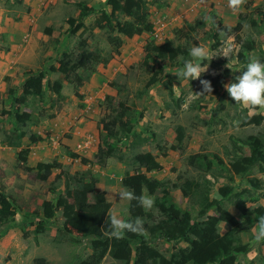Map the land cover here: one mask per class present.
<instances>
[{
    "label": "rangeland",
    "instance_id": "obj_1",
    "mask_svg": "<svg viewBox=\"0 0 264 264\" xmlns=\"http://www.w3.org/2000/svg\"><path fill=\"white\" fill-rule=\"evenodd\" d=\"M105 1L0 0V192L5 193L17 208L13 222L0 224V264H38L41 259L44 264H77L89 256V240L74 231L71 234L62 231L63 219L59 213L53 223H40L42 219L36 212L44 200H54L49 192L52 186L58 194H63L66 178L72 181L75 172L89 171L96 175L95 190L103 191L111 202L109 216L114 212L124 219L128 201L120 199L118 193L127 190L121 185V178L125 172L133 173L131 157L134 154L149 151L155 155L162 168L147 172L150 178L175 183L178 175L185 174L198 179L197 172L185 164L188 155L215 153L227 162L224 148L230 146V136L241 140L263 130V124L257 126L253 122L259 116L264 118V109L253 111L236 104L224 87L236 82L235 77L246 66L237 59L241 52L239 46L229 59L217 56L210 62H201L205 66L208 63V69L200 79L209 81L213 90L211 94L199 97L194 93L202 91L200 79L190 82L179 79L174 73L183 67L175 64L170 67L166 61L158 84L143 93L150 71L141 62L145 45H160L164 40H171L174 46L189 51L193 45L205 46L214 55H219L233 37H225L222 33L209 37L211 30L218 28V23L228 28L241 24L240 39L247 38L254 45V50L243 56L248 61L252 57L264 59V0H247L239 14L228 7V0H148L152 31L129 39L122 36L118 54L107 41L108 33L95 27L97 14L85 18V29L74 34L70 32L73 26L67 21L77 18L78 3L99 6ZM101 8L109 11L108 6ZM117 19L120 22L128 20L129 13L123 10ZM190 26L194 31L190 32L188 40L183 33ZM180 28L183 33L176 38L175 31ZM214 36L217 38L213 39ZM83 50L96 53L98 63L91 60L75 67L74 59ZM61 66L68 71L61 73ZM40 71L45 74L44 99L26 92V105L14 106L9 88L14 89V96H20L27 73L35 75ZM70 73L74 74L65 80L66 74ZM119 101L137 113L142 112L135 132L139 138L145 134L150 141L139 144V138L122 140V159L108 160L103 168L88 161L82 163L80 157L91 160L96 150L95 147L84 151L82 145L90 139L97 144L100 142L104 135L100 121L107 119L108 114L113 115L112 110L117 109ZM14 109L19 114L29 113V120L18 123L12 115L5 114ZM177 126L184 129L179 149L161 156L156 145L164 144L168 148L175 144ZM23 149H28L27 166L35 168L36 164L42 163L52 167L47 181L38 180L35 169L25 171L21 168L17 152ZM243 150L247 154V150ZM247 177L264 180V174L257 167H253ZM207 178L214 182L213 192L226 184L222 178L214 179L211 175ZM181 179L184 178L181 176ZM234 184L242 190L245 178L236 177ZM143 195L148 196L146 191ZM170 196V204L157 202L152 210L146 211L155 217L156 209L160 213L164 210L176 213L180 208L196 216V198L184 199L178 189H170ZM160 197V191L151 196L153 199ZM233 200L224 201V206L239 222H244L234 209ZM258 204L264 207V199ZM213 213V208L208 211L210 215ZM227 228L222 224L219 230L224 232ZM97 232L103 234L100 226ZM255 232V227L240 232V239L250 244V250L245 257L239 256V261L253 260L254 264H263L264 244L254 241ZM74 236L78 242H73ZM189 243L184 240L180 245ZM156 247L167 257L172 244L159 241ZM99 264L122 263L104 256Z\"/></svg>",
    "mask_w": 264,
    "mask_h": 264
},
{
    "label": "trees",
    "instance_id": "obj_2",
    "mask_svg": "<svg viewBox=\"0 0 264 264\" xmlns=\"http://www.w3.org/2000/svg\"><path fill=\"white\" fill-rule=\"evenodd\" d=\"M147 1L106 0L103 5L99 6L78 3L80 8L76 4L79 8L77 18L67 20L73 26L70 32L74 34L79 30H84V19L92 14H97L95 27L108 33L107 41L115 47L114 52L118 54L122 45V36L129 39L152 31V23L148 20ZM101 6H108L109 11H105ZM123 10L129 13L130 19L120 22L117 15ZM212 18L214 17L212 16ZM240 27L239 23L233 28L218 23V28L211 30L209 37L221 33L225 37L232 36L242 52V54L241 52L237 54V59L240 64L247 65L249 61L243 56V53L253 51L254 45L247 38L240 39L238 34ZM182 29L175 31L176 38L181 37ZM193 31L192 26L186 28L183 37L189 40V34ZM48 32L47 29L46 33ZM216 38L217 36H214L213 39ZM143 51L144 56L141 64L150 71V77L144 85L143 93L162 78L164 61L169 62L170 67L174 64L183 67L184 61L190 59L188 49L174 46L170 40H165L161 45L147 44ZM97 58L96 53L83 50L75 57L74 65L81 67L83 63L91 60L98 63ZM260 61H264V59L260 58ZM59 71L66 73L68 70L61 66ZM73 74H66L65 80ZM44 77L43 71L35 75L28 72L22 85L23 93L17 97L14 96V89L9 88L8 93L14 106L16 104L26 105V92L43 100L45 96ZM76 79L79 81L78 76ZM112 111L113 115L108 114L107 119L103 118L100 121L104 135L100 138L91 160L80 157L82 163L88 161L103 168L109 159H122V140L139 138L135 132V126L138 125V119L142 117V112L137 113L121 101L118 102L117 109ZM5 114L12 115L18 123H25L30 118L29 113L19 114L17 109ZM253 123L257 126L263 124V130L259 134L249 135L241 140L233 139L230 136V146L227 148L229 150L224 148L227 162L215 153L206 152H196L185 158V164L197 172L198 179L180 174L175 183L172 181L161 182L146 175L147 172L159 171L162 168L155 155L147 151L136 153L131 157L133 173L125 172L121 178V185L125 189L134 191L137 196L143 195V192L146 191L150 197L160 191L161 197L153 200L154 203L159 202L162 205L170 204V189H178L184 199L192 198L193 200L196 198L198 207L196 216H193L187 209L179 208L176 213L168 210L160 213L156 209L157 215L152 217L150 212L138 206L135 201L128 202L127 218L123 220L127 222H134L138 218L143 220L146 233L140 235L128 232L125 233L123 239L113 238L108 234L111 202L106 199L103 191L95 190L98 177L88 171L87 173L75 172L71 178L72 181L70 178H66L63 194H58V190L54 186L49 189L54 200H44L40 205L39 212L36 211L42 219L40 223L43 221L53 223L59 213L63 219L62 231L68 234L74 231L89 240L91 253L85 259L78 261L77 264H99L104 256L122 264H254L253 260H244L243 262L238 260L239 256L245 257L250 250V244L240 239V232H247L250 227H255L257 230L258 219L264 215V207L258 204L260 199H264V180L247 177L253 167H257L264 174V118L259 116ZM175 130V144L169 145L168 148L164 144L156 145L161 156H165L169 151L179 149L184 137V129L177 126ZM149 141L150 138L145 134L139 138V144ZM243 148L247 150V154H244ZM27 157L28 149L17 152V161L21 164V168L25 171L35 169L38 180L47 181L52 167L38 163L35 168H31L26 165ZM72 157L78 158V155L72 154ZM56 165L59 166V164ZM207 175H211L214 179H225L226 184L219 186L213 192L214 182H211ZM181 176L184 179H181ZM236 177L245 178V188L242 190H239L238 185L234 184ZM230 199H235L233 207L244 222H239L224 206V201ZM212 208L214 213L210 215L208 211ZM16 212V205L5 193L0 192V224L5 225L13 222ZM204 217V220H199ZM219 224H225L228 227L224 233L220 232ZM98 226L102 228L103 234H98ZM72 240L74 243L79 241L75 236L72 237ZM184 240L190 243L180 245ZM159 241L172 244L167 257H164L163 252L156 247ZM43 261L41 259L37 263L44 264ZM261 261L264 264V255Z\"/></svg>",
    "mask_w": 264,
    "mask_h": 264
},
{
    "label": "clouds",
    "instance_id": "obj_3",
    "mask_svg": "<svg viewBox=\"0 0 264 264\" xmlns=\"http://www.w3.org/2000/svg\"><path fill=\"white\" fill-rule=\"evenodd\" d=\"M246 3L247 0H228V7L234 13L239 14L244 10V5H246ZM237 48L238 45L235 44L234 38H232L226 44L222 50V53L219 55H214L205 46L193 45L189 52L190 59L185 60L183 68L179 69L176 73H174V75L179 79L182 78L183 80H187L189 82L191 80L200 79L202 74L208 69V63L205 66L201 63L202 61L210 62L214 57L217 56H223L229 59L237 50ZM240 73V75L235 77L236 82L224 85L228 95L236 104L242 105L245 108L252 109L253 111H255L257 108L264 109V63H262L258 57H252L245 66L244 70L240 71ZM200 84L202 85V91L194 93L196 97L212 93L213 89L209 81L200 79ZM87 103L89 104L88 101H86V104ZM86 145H88V147H85ZM97 145V142L94 143V141L90 139L88 142H85L82 145V149L84 151H89L95 147L97 148ZM118 196L120 199L126 200L129 203L135 201L138 206L144 208L145 210H152L154 208V200L150 196H137L135 192L131 190H122L118 193ZM108 220V227L110 230L108 234L113 238L123 239L125 233L128 232L140 235L146 233L144 221L139 218L134 222H127L119 218V216L113 212L108 217ZM221 225L222 224H219V227ZM254 241L257 244L264 243V215L260 216L258 219L257 230L254 234Z\"/></svg>",
    "mask_w": 264,
    "mask_h": 264
},
{
    "label": "crops",
    "instance_id": "obj_4",
    "mask_svg": "<svg viewBox=\"0 0 264 264\" xmlns=\"http://www.w3.org/2000/svg\"><path fill=\"white\" fill-rule=\"evenodd\" d=\"M127 218V213H126V215H125V219Z\"/></svg>",
    "mask_w": 264,
    "mask_h": 264
},
{
    "label": "built area",
    "instance_id": "obj_5",
    "mask_svg": "<svg viewBox=\"0 0 264 264\" xmlns=\"http://www.w3.org/2000/svg\"><path fill=\"white\" fill-rule=\"evenodd\" d=\"M85 147H88V145H86Z\"/></svg>",
    "mask_w": 264,
    "mask_h": 264
}]
</instances>
